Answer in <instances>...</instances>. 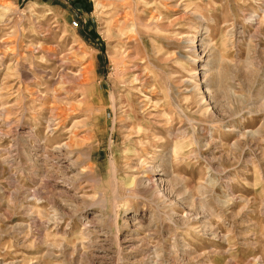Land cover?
Returning <instances> with one entry per match:
<instances>
[{
    "label": "rangeland",
    "instance_id": "1",
    "mask_svg": "<svg viewBox=\"0 0 264 264\" xmlns=\"http://www.w3.org/2000/svg\"><path fill=\"white\" fill-rule=\"evenodd\" d=\"M0 57V264H264V0H0Z\"/></svg>",
    "mask_w": 264,
    "mask_h": 264
},
{
    "label": "bare ground",
    "instance_id": "2",
    "mask_svg": "<svg viewBox=\"0 0 264 264\" xmlns=\"http://www.w3.org/2000/svg\"><path fill=\"white\" fill-rule=\"evenodd\" d=\"M1 56H3L2 54H1ZM1 58V57H0ZM130 67H134V64L132 63V64H130L129 65ZM26 71V70H25ZM144 72V71H143ZM25 73V72H24ZM28 74V73H27ZM135 74V73H134ZM23 75V74H22ZM24 77V76H23ZM144 78V73H137V74H135V75H133V77L131 78V81H139V82H141V83H143L144 82V80L143 81H141V79L140 78ZM29 78V77H28ZM146 81V80H145ZM144 84V83H143ZM62 88V87H61ZM140 101V100H139ZM131 103V102H130ZM129 103V104H130ZM262 104L264 105V100L262 101ZM112 106L115 108V110H119V111H121L122 109H124V108H122L121 106H117V104H115V102H112ZM122 108V109H121ZM50 121V120H49ZM60 121V120H59ZM134 132H138L139 130H138V128L137 129H134V127L133 128H131ZM71 140V139H70ZM70 140H68V142H67V140H65V142H63V144H62V146H61V148L64 150V154H66V157H67V159H69L70 158V154H71V141ZM21 141H22V143L24 144L25 143V139H21ZM75 141V140H74ZM22 144V145H23ZM174 149L175 148H173V151H174ZM25 155H27V154H25ZM9 156V155H8ZM26 157V156H25ZM27 157H29V156H27ZM26 157V158H27ZM8 158V157H7ZM12 159V158H11ZM32 159V158H31ZM31 159L29 158L28 159V161L30 162L31 161ZM8 160H9V158H8ZM27 160V159H26ZM5 161V160H4ZM6 162V161H5ZM4 162V163H5ZM13 162V161H12ZM7 163V162H6ZM35 163V162H34ZM27 164V163H26ZM22 166V165H21ZM163 166V165H162ZM128 168H130V170L131 171H133L134 173H132V174H130L128 177H127V180L125 181V187L126 188H130V187H132V186H134V185H138V186H140L141 188L143 187V188H146L147 186H149V185H154L155 183V181L152 179V178H149V177H139L137 174H138V170H137V168H135V167H128ZM166 167H163L162 169L164 170ZM20 172H27V173H33V174H39L41 171H42V168H41V166H38V165H36V163L35 164H32V166L28 169V168H23V169H18ZM111 172H112V176H111V178H112V186H113V188H111V189H113L114 190V194H115V190H116V183H115V179H116V167H115V165L114 164H112L111 165ZM43 173V172H42ZM41 173V174H42ZM32 174V175H33ZM38 178V177H37ZM65 178V177H64ZM168 182V181H167ZM172 183L174 184V186H177L176 184L178 183V181H175V180H173L172 181ZM158 195H159V193H158ZM102 204V203H101ZM189 209L190 210H192L193 209V204L192 203H189ZM117 237V236H116ZM10 264V263H9ZM11 264H14V262H11Z\"/></svg>",
    "mask_w": 264,
    "mask_h": 264
}]
</instances>
